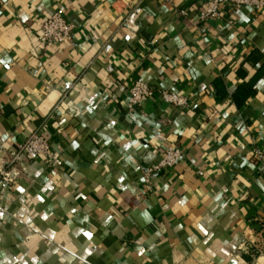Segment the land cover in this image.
<instances>
[{
    "label": "crops",
    "instance_id": "crops-1",
    "mask_svg": "<svg viewBox=\"0 0 264 264\" xmlns=\"http://www.w3.org/2000/svg\"><path fill=\"white\" fill-rule=\"evenodd\" d=\"M203 9L0 0V264H264V74L235 99L264 68V7L205 23ZM58 11L73 41L46 46ZM138 81L189 106L156 93L130 111ZM37 133L58 161L24 157L6 183L11 151ZM171 147L181 161L147 176Z\"/></svg>",
    "mask_w": 264,
    "mask_h": 264
},
{
    "label": "built area",
    "instance_id": "built-area-1",
    "mask_svg": "<svg viewBox=\"0 0 264 264\" xmlns=\"http://www.w3.org/2000/svg\"><path fill=\"white\" fill-rule=\"evenodd\" d=\"M202 2L204 9L199 17L202 23L220 18L224 9L235 11L243 7H251L260 10L264 7V0H202ZM181 13L186 14L185 11ZM42 31V41L46 46L61 47L73 41L74 25L63 12L53 13L43 24ZM156 93L169 105L178 108L189 106L187 98L180 94L169 89L156 90L145 82L138 81L129 90L128 109L135 111L151 100ZM2 142L5 143V140ZM11 155L13 160L9 164L14 167L9 171L2 170L4 181L8 184L17 180L19 173L15 166L24 157H44L49 164L58 161V156L52 151L49 141L38 133L31 135L24 143L11 151ZM183 156L184 154L179 147H171L166 151L165 157L160 163L144 168L145 173L147 176L162 173L175 167ZM255 160L259 166V174L264 179V150H255Z\"/></svg>",
    "mask_w": 264,
    "mask_h": 264
},
{
    "label": "trees",
    "instance_id": "trees-1",
    "mask_svg": "<svg viewBox=\"0 0 264 264\" xmlns=\"http://www.w3.org/2000/svg\"><path fill=\"white\" fill-rule=\"evenodd\" d=\"M263 74L264 68L263 70H261V72L257 75L255 79L249 82V84H245L244 86H242V88L237 91L235 99L237 100V102H239V104H242L251 94L254 93V85L256 84L259 77H261Z\"/></svg>",
    "mask_w": 264,
    "mask_h": 264
}]
</instances>
